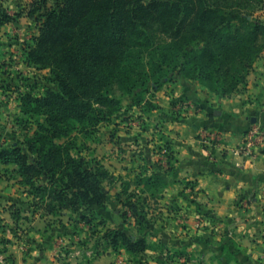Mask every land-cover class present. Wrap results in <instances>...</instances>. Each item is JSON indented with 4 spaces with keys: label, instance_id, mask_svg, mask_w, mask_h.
Masks as SVG:
<instances>
[{
    "label": "trees",
    "instance_id": "16d2710c",
    "mask_svg": "<svg viewBox=\"0 0 264 264\" xmlns=\"http://www.w3.org/2000/svg\"><path fill=\"white\" fill-rule=\"evenodd\" d=\"M54 2V8L47 0L30 4L27 16L39 25V35L26 53V63L49 69L53 77L48 81L56 89L22 97L21 113L42 118L35 121L32 135L24 137L25 150L0 145V162L15 167L18 184L36 201L34 209L51 216L105 208L108 198L101 184L111 181V175L95 158L81 156L73 137H91L120 112L121 101L112 95L116 80L123 82V93L132 97L133 105L148 115L158 107L153 95H146L160 86L168 71L229 98L245 88L264 49V23L253 18L261 0ZM11 21L0 15V26ZM155 24L169 34V41L152 39L149 31ZM163 145L170 164L172 155ZM136 183L152 197H160L167 186L157 175L139 176ZM125 207L135 218V235L115 227L107 229L102 240L112 251L122 249L135 257L151 248L146 241L151 224L137 205Z\"/></svg>",
    "mask_w": 264,
    "mask_h": 264
},
{
    "label": "crops",
    "instance_id": "0c3cea01",
    "mask_svg": "<svg viewBox=\"0 0 264 264\" xmlns=\"http://www.w3.org/2000/svg\"><path fill=\"white\" fill-rule=\"evenodd\" d=\"M151 92L158 107L155 111L146 115L133 107L135 157L127 161L135 164L136 177L157 175L167 183L154 207L148 209L152 224L147 243L151 248L135 257L122 249H95L90 258L77 264H264V152L250 164L237 167L235 163L241 164L243 160L219 150L211 158L198 140L200 131L208 128L220 133L223 148L231 150L240 143L252 119L264 123V49L246 77L245 88L229 98H219L198 81L178 73ZM128 115L122 110L114 116L113 122L120 123L116 129L122 130L125 123L120 120ZM143 123L150 127L145 128ZM5 134L1 127L0 135ZM161 144L170 150V164L167 157L158 154ZM14 145L24 148L21 143ZM119 160L111 156L101 159V164L116 177L112 189L121 196L117 177L125 173L114 167L126 161ZM0 169L15 167L0 162ZM0 177V206L5 208L12 198L3 176ZM112 207L110 201L108 209L99 210L98 214L110 218L112 210L113 220L118 222L119 210ZM71 234L62 245L68 243L73 248L78 238ZM52 248V239L45 242V250L35 263L59 264L54 257L59 247L49 257ZM20 254L8 246L0 261L5 263L10 258L14 264H28L23 263ZM65 262L76 264L70 256Z\"/></svg>",
    "mask_w": 264,
    "mask_h": 264
},
{
    "label": "rangeland",
    "instance_id": "374dc122",
    "mask_svg": "<svg viewBox=\"0 0 264 264\" xmlns=\"http://www.w3.org/2000/svg\"><path fill=\"white\" fill-rule=\"evenodd\" d=\"M32 1L0 0V15L6 14L12 19L11 22L3 25V30L0 29V128L2 127L3 132L6 133L4 137L0 135V145L3 147H10L16 143L22 144L25 136L32 135L35 129V121L42 120L39 116H26L21 113L22 97L24 95L38 97L47 88L56 89V86L48 81L53 77L50 75L49 69L37 70L26 63V53L32 48L33 40L39 35V25L27 16L32 10L30 6ZM261 1L258 7L254 9L253 18L264 23V0ZM47 6L54 8V0H47ZM38 13L36 12L35 16ZM161 28L158 24L153 25L149 31L152 39L154 41H169V34ZM167 73L165 79L173 75L170 71ZM204 87L206 88V86ZM112 95L121 101L120 112L123 110L129 113L128 116H124L120 120L125 123L122 130L115 128L120 123H114L113 117L110 123L101 124L91 137H85L82 133H78L73 137V140L77 150L80 149L81 156L93 157L100 163L101 159L111 156L116 160L126 161V164L114 167V170L125 173V176L119 174L117 177V182H121L123 195L114 194L115 191L112 188L116 184V181L113 182L116 177L114 178L110 174L109 168H105L112 180H104L101 184L108 198L104 209L94 208L89 213L82 209L79 213L64 212V215L51 216L42 210L34 209L33 204L36 201L32 196L26 195L24 189L18 184L19 176L15 174L14 169H0V176L4 178L6 191L12 198L11 204H6L5 208L0 206V241H2L0 242V256L3 251H8V246H10L12 251L21 253L23 263L36 264V258L45 250L43 245L52 239L53 248L49 252V257L54 255L53 252L57 250L55 247L58 245L59 249L54 257L59 264H68L65 262L67 256L74 258L76 264L84 263L94 254L93 250L100 249L99 251L102 252L110 249L102 240L107 229L125 228L135 235V218H133L131 209L125 207L128 203L137 205L139 210L143 209L142 214L152 224V219L148 217V209L154 207L155 199L160 197L150 196L144 190L142 183L138 187L135 186L138 178L135 175V164L127 162L131 157H135L133 154L135 153L136 140V114L135 108H133L135 106L132 97L123 93V82L120 79L113 83ZM150 95H153L152 92L146 97L149 98ZM139 122L144 121L139 120ZM143 126L145 128L150 127L145 123ZM148 139H150L149 141L153 140V133H150ZM123 177L126 179L123 180ZM110 201L113 203L111 209L119 210L118 222H114L112 210L109 211L112 214L110 218H104L98 214L99 210L108 209ZM81 215L88 217L89 223L83 220ZM76 224L78 226H75ZM70 232L78 238L73 244V248L68 243L62 245L64 240H70V235H72ZM146 233V241H148L151 231ZM0 264H14V262L8 258L5 263L1 260Z\"/></svg>",
    "mask_w": 264,
    "mask_h": 264
},
{
    "label": "built area",
    "instance_id": "2783aa9c",
    "mask_svg": "<svg viewBox=\"0 0 264 264\" xmlns=\"http://www.w3.org/2000/svg\"><path fill=\"white\" fill-rule=\"evenodd\" d=\"M199 142L207 154L212 158L216 150L226 151L234 157L243 160L241 164L235 163V166L241 167L243 163L250 164L257 156L264 152V123L254 122L243 134L240 143L231 150L223 148L222 137L211 129L204 128L199 133ZM160 155L166 158L167 150L161 144Z\"/></svg>",
    "mask_w": 264,
    "mask_h": 264
},
{
    "label": "water",
    "instance_id": "95a60500",
    "mask_svg": "<svg viewBox=\"0 0 264 264\" xmlns=\"http://www.w3.org/2000/svg\"><path fill=\"white\" fill-rule=\"evenodd\" d=\"M254 122H255L254 119H252V120H251V123H254Z\"/></svg>",
    "mask_w": 264,
    "mask_h": 264
}]
</instances>
